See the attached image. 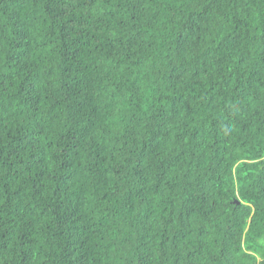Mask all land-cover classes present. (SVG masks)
<instances>
[{
    "label": "trees",
    "instance_id": "trees-1",
    "mask_svg": "<svg viewBox=\"0 0 264 264\" xmlns=\"http://www.w3.org/2000/svg\"><path fill=\"white\" fill-rule=\"evenodd\" d=\"M0 264H264V0H0Z\"/></svg>",
    "mask_w": 264,
    "mask_h": 264
}]
</instances>
